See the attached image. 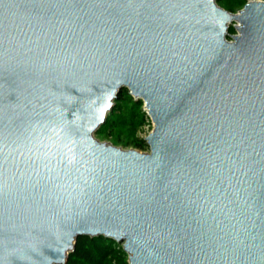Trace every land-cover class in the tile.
I'll list each match as a JSON object with an SVG mask.
<instances>
[{"label": "water", "instance_id": "1", "mask_svg": "<svg viewBox=\"0 0 264 264\" xmlns=\"http://www.w3.org/2000/svg\"><path fill=\"white\" fill-rule=\"evenodd\" d=\"M124 88L149 151L96 137ZM79 236L264 264V0H0V264H66Z\"/></svg>", "mask_w": 264, "mask_h": 264}, {"label": "trees", "instance_id": "2", "mask_svg": "<svg viewBox=\"0 0 264 264\" xmlns=\"http://www.w3.org/2000/svg\"><path fill=\"white\" fill-rule=\"evenodd\" d=\"M227 1L242 6L246 2V0ZM229 32L235 33L233 25L230 26ZM146 115L143 100L135 99L129 90L124 88L119 92L114 109L109 113L106 124L96 132V135L111 134L113 130L121 128L140 129ZM134 142L136 148L142 150L149 148L145 138H136ZM66 264H129V262L122 244L114 239L104 236H79Z\"/></svg>", "mask_w": 264, "mask_h": 264}, {"label": "rangeland", "instance_id": "3", "mask_svg": "<svg viewBox=\"0 0 264 264\" xmlns=\"http://www.w3.org/2000/svg\"><path fill=\"white\" fill-rule=\"evenodd\" d=\"M218 4L228 10L231 9V11L233 12L242 8V5H235L228 2L227 0H218ZM142 133H143L142 129L139 128L135 130L128 128H121V129L113 130L111 134H101V135H96V137L101 141L111 142L117 146L127 149V148H136L134 139L140 138Z\"/></svg>", "mask_w": 264, "mask_h": 264}, {"label": "built area", "instance_id": "4", "mask_svg": "<svg viewBox=\"0 0 264 264\" xmlns=\"http://www.w3.org/2000/svg\"><path fill=\"white\" fill-rule=\"evenodd\" d=\"M146 113H147V111H146ZM153 126H154L153 120L150 117V115L147 113L145 121L140 127V129H142V131H143V133L141 134V138H145L146 139L147 135L152 131ZM141 151H149V148L145 149V150H141Z\"/></svg>", "mask_w": 264, "mask_h": 264}]
</instances>
